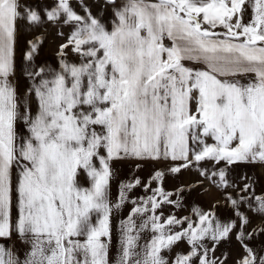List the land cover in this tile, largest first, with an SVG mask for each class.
I'll list each match as a JSON object with an SVG mask.
<instances>
[{"label": "snow or ice", "instance_id": "6c2138e0", "mask_svg": "<svg viewBox=\"0 0 264 264\" xmlns=\"http://www.w3.org/2000/svg\"><path fill=\"white\" fill-rule=\"evenodd\" d=\"M0 264H264V0H0Z\"/></svg>", "mask_w": 264, "mask_h": 264}, {"label": "rangeland", "instance_id": "374dc122", "mask_svg": "<svg viewBox=\"0 0 264 264\" xmlns=\"http://www.w3.org/2000/svg\"><path fill=\"white\" fill-rule=\"evenodd\" d=\"M56 43L57 42H52L50 41L49 44L45 47L44 49V55L46 56H51L54 51H55V47H56ZM148 166H146L147 168ZM147 170L142 171L139 173V175L141 176H146ZM195 179V177L191 174V173H184L183 176L179 177L178 179H173V178H169L167 181V187L168 188H173L175 187L177 184H188L190 182H192ZM115 191V189H114ZM139 191V190H138ZM202 192V193H201ZM209 191H205L204 189H198L197 191L193 192L190 196H188V200H195L196 201V197L199 195H205V194H209ZM198 203L204 205L205 207H210L209 205V200L208 201H202L201 199L198 200Z\"/></svg>", "mask_w": 264, "mask_h": 264}, {"label": "crops", "instance_id": "0c3cea01", "mask_svg": "<svg viewBox=\"0 0 264 264\" xmlns=\"http://www.w3.org/2000/svg\"><path fill=\"white\" fill-rule=\"evenodd\" d=\"M256 174L259 175V170L256 171ZM217 198H218V193H216L214 190H210L209 194H205V195L201 194L200 196L198 195L196 197V202H198L199 199H201L202 201L209 200V205L211 206V203L214 201V199H217Z\"/></svg>", "mask_w": 264, "mask_h": 264}]
</instances>
